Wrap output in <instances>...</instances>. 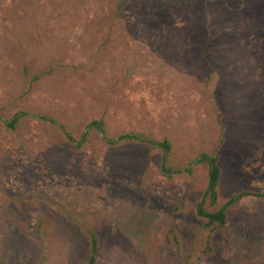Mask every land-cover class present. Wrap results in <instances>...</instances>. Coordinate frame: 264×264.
<instances>
[{
    "label": "rangeland",
    "instance_id": "1",
    "mask_svg": "<svg viewBox=\"0 0 264 264\" xmlns=\"http://www.w3.org/2000/svg\"><path fill=\"white\" fill-rule=\"evenodd\" d=\"M119 1L0 0V264H85L87 230L97 264H264V0ZM93 119L173 169L217 156L240 198L199 263L207 163L167 176L144 141L82 142Z\"/></svg>",
    "mask_w": 264,
    "mask_h": 264
},
{
    "label": "trees",
    "instance_id": "2",
    "mask_svg": "<svg viewBox=\"0 0 264 264\" xmlns=\"http://www.w3.org/2000/svg\"><path fill=\"white\" fill-rule=\"evenodd\" d=\"M123 0H120L117 3V11L121 9ZM25 115L24 112H18L13 115V117L9 120H4V126L7 129H14L16 125L19 123L20 119ZM40 120L52 121V118L49 116L41 115L39 117ZM87 130L84 133L82 142L85 141L86 136L90 131H96L102 134V138L106 140L108 143H117L121 140H136V141H144L148 143L151 147L159 148L162 151V172L171 176L175 174L173 172H180L181 170L186 171L188 174H191L192 167L197 163H207L208 165V183L206 189L203 193L202 200L196 205L195 214L201 220V230L206 232V240L204 246L195 252L191 253L187 256V261H193L195 263H199L208 253L212 252V243L211 237L220 231L227 223V210L232 205H234L240 198V195L231 197L224 203H220V182H221V168L217 164V156L201 154L195 161L188 162L185 167H177L176 169L170 168V156L172 152V143L169 139L164 138L162 140H156L151 136L140 132H129L120 134L117 140L107 139L105 134L104 122L103 119H93L87 125ZM63 129V126H61ZM65 137L71 143H76L72 135L64 130ZM78 144H81L78 141ZM182 172V171H181ZM256 197L264 198V190L262 192L255 193ZM41 221L39 220L37 223V233L42 235L41 231ZM88 236V255L85 261V264H97V254H98V246L99 239L95 232L91 230L86 231ZM167 243L169 245H175L177 249H179V239L176 235L175 228L171 226L167 233Z\"/></svg>",
    "mask_w": 264,
    "mask_h": 264
}]
</instances>
